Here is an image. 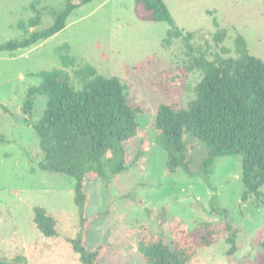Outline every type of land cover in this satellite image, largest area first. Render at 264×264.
I'll use <instances>...</instances> for the list:
<instances>
[{
  "label": "rangeland",
  "instance_id": "obj_1",
  "mask_svg": "<svg viewBox=\"0 0 264 264\" xmlns=\"http://www.w3.org/2000/svg\"><path fill=\"white\" fill-rule=\"evenodd\" d=\"M164 2L183 35L192 33L191 52L181 36L165 42L169 24L141 18L135 0H92L76 8L53 36L27 48L0 51V258L6 262L81 264L72 247V241L81 240L88 249H99V264H145L137 250L142 231L163 233V241L170 244L171 230L197 233L206 228L218 230L220 236L198 248L189 264L263 260L254 236L264 226V187L258 196L242 199L241 156L215 159L213 188L200 177L171 171L154 116L161 103L186 107L202 77L201 70L192 68L194 58L235 57L237 34L249 53L264 60V0ZM64 6L65 0H0V42L49 26ZM36 11L40 22L29 26ZM218 30L225 35L216 43ZM63 53L74 63L62 64ZM85 64L101 75L118 76L128 102L141 111L135 136L124 144L129 165L107 185L102 178L89 184L87 220L81 224L74 203L75 179L38 166L42 151L33 123L43 114L46 98L37 96L30 112L23 104L28 89L40 83L39 71L60 68L78 89L81 83L74 70ZM183 137L196 162L201 144ZM36 205L57 219V236L46 237L36 228ZM230 237L235 250L227 255Z\"/></svg>",
  "mask_w": 264,
  "mask_h": 264
},
{
  "label": "trees",
  "instance_id": "obj_2",
  "mask_svg": "<svg viewBox=\"0 0 264 264\" xmlns=\"http://www.w3.org/2000/svg\"><path fill=\"white\" fill-rule=\"evenodd\" d=\"M90 1L65 0V6L56 11L49 26L21 39L0 42V51L27 48L53 36L65 27L66 19L76 8ZM135 9L143 19L169 24L165 42L181 36L192 51V33L183 35L164 0H135ZM40 19L36 11L28 25L36 26ZM224 35L218 30L213 38L219 43ZM234 43L235 57L194 58L192 68L202 71L194 87L195 97L184 108L161 103L154 116V126L162 134L169 170L178 169L189 177H200L210 188L214 187L210 175L215 159L240 155L242 199L246 200L251 194L258 196L264 187V60L249 53L241 35H236ZM60 59L66 66L75 61L64 53ZM36 74L40 83L28 89L23 109L30 112L37 96L46 98L43 114L33 123L42 151L38 166L75 179L74 203L83 224L90 202L89 184L102 178L107 185V181L129 165L124 144L135 136L136 116L141 110L128 102L118 76L101 75L90 64L74 70L81 83L78 89L60 68ZM184 134L202 146L196 162L190 156ZM213 208L216 209L215 205ZM33 211V222L39 232L46 237L57 236V219L40 205ZM163 236V233L151 236L145 230L137 238V250L145 264H189L198 248L210 245L220 232L214 228L197 233L171 230L170 244L163 241ZM228 242L231 247L226 254L230 255L235 250L234 238L230 237ZM254 242L263 252L260 264H264V226L256 232ZM81 243V240L72 241L80 263L99 264V249H88ZM0 264L18 263L0 258Z\"/></svg>",
  "mask_w": 264,
  "mask_h": 264
}]
</instances>
